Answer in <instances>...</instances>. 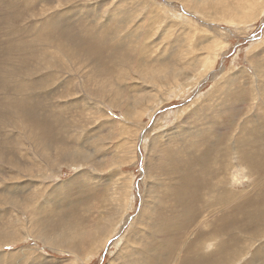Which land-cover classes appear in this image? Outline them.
<instances>
[{
  "label": "rangeland",
  "instance_id": "1",
  "mask_svg": "<svg viewBox=\"0 0 264 264\" xmlns=\"http://www.w3.org/2000/svg\"><path fill=\"white\" fill-rule=\"evenodd\" d=\"M226 1L0 0V264H264V0Z\"/></svg>",
  "mask_w": 264,
  "mask_h": 264
},
{
  "label": "bare ground",
  "instance_id": "2",
  "mask_svg": "<svg viewBox=\"0 0 264 264\" xmlns=\"http://www.w3.org/2000/svg\"><path fill=\"white\" fill-rule=\"evenodd\" d=\"M200 1V0H199ZM206 1V0H205ZM224 1H226V0H222V3H223V5H225L224 3ZM230 1V0H229ZM227 2V1H226ZM219 3H221L220 1H219ZM228 4V3H227ZM230 5V10H231V7L233 6L232 4H231V2L228 4V6ZM246 4H243V6H245ZM227 6V5H226ZM228 8V9H229ZM224 9V8H223ZM232 9H234L233 7H232ZM71 10V9H70ZM253 10H255V9H253ZM69 11V10H68ZM62 12V11H61ZM116 12V11H115ZM64 13V12H63ZM69 13V12H68ZM254 13H252V15H253ZM10 15H11V13H10ZM58 15V14H57ZM68 15V14H67ZM244 15V14H243ZM62 16V15H61ZM70 16V15H69ZM116 16H118V15H116ZM66 17H68V16H66ZM65 17V18H66ZM120 17V16H119ZM238 17H242V16H238ZM238 17H236V18H238ZM253 17V16H252ZM57 18H58V16H57ZM65 18L64 19H59V22L57 21V23H59L58 25H59V27L61 26V28L63 27V25L64 24H67V23H65ZM234 18V16L233 15H231V20ZM247 18H249V17H247ZM246 17H245V19H247ZM119 19V18H118ZM60 20L62 21V20H65V21H62V23L64 22V24H61L60 25ZM112 20H113V18H112ZM69 23H70V21H69ZM71 24V23H70ZM119 24V23H118ZM66 26V25H65ZM71 26V25H70ZM30 27V26H29ZM68 27V26H67ZM111 27H113V26H111ZM116 27V26H115ZM114 27V28H115ZM119 27V26H118ZM120 29V28H119ZM140 33V32H139ZM32 40V39H31ZM94 41L96 42V43H91V39H88V40H86V42L88 43V44H92L93 46H92V48H91V50L90 51H86L85 53L86 54H91V53H93L94 51H96L97 49H100V48H102V46L100 45V40L99 39H97V38H95L94 39ZM25 44V43H24ZM76 45V44H75ZM85 47V46H84ZM77 48V47H76ZM75 48V49H76ZM80 49H81V47H79ZM103 48H104V46H103ZM78 49V48H77ZM79 50V49H78ZM142 53V52H141ZM90 56H92V55H90ZM96 59L98 60V61H102V60H104L103 58H101L98 54L96 55ZM104 66V65H103ZM103 66H101V67H103ZM106 66V65H105ZM100 70H101V68H100ZM102 70H105V69H103L102 68ZM103 89V88H102ZM104 91V90H103ZM116 92V91H115ZM103 93V92H102ZM264 115V114H263ZM243 145V144H242ZM244 145H248V143H246V144H244ZM250 145V144H249ZM247 147V146H246ZM252 147V146H251ZM246 149V148H245ZM251 149V148H250ZM249 151V150H248ZM251 152H256V150H254V151H251ZM79 157V156H78ZM76 158L75 156L74 157H71L72 159H75V161H77V159H78V161H80V160H86V158L85 157H82V156H80L79 158ZM70 161H71V159H69ZM68 160V161H69ZM88 161H89V159H87ZM74 161V162H75ZM77 161V162H78ZM81 162V161H80ZM202 164H205V162H201ZM264 166L263 165H261L260 166V169H262ZM183 188V187H182ZM197 188V187H196ZM183 193V192H182ZM233 193H235V192H233ZM228 194V193H227ZM235 194H237V193H235ZM110 195H111V192H110ZM228 195H230V194H228ZM109 197V196H108ZM238 197V196H237ZM215 199H216V197H215ZM217 201V199L215 200V202ZM261 201H263L264 202V190H263V192H262V196H261ZM260 201V202H261ZM230 203H232V202H228L227 204H230ZM254 205H257L256 204V202H252ZM258 209L260 210L261 208L260 207H258ZM237 210H243V208L242 207H239ZM254 213V212H253ZM252 213V214H253ZM249 215H247L245 218H247ZM66 220V219H65ZM74 223H69V222H64V221H61V223L58 225V224H56V226H55V229H60V227L62 228V229H65L66 228V230L67 231H65L66 233H64V236H63V234H60L57 238H58V240L60 241V242H62V243H64V242H66L67 243V246L66 247H69V248H73L74 247V245H75V242H74V240H78V241H80L81 243H85V245L86 244H88V245H86L85 247H90V246H92V245H94L96 242H98V240L100 239L99 237H101L103 234H102V232L103 231H106V230H109L108 228L112 225V221H109V220H107V221H105V223L103 222V226H100L99 228L100 229H98V230H96V231H84L83 232V234H81V235H83V237L80 239V237H81V235H80V233H78L77 234V232H80L81 231V229H82V227H79L78 226V222L77 221H73ZM241 223V221H239V224ZM243 226H245V224H242ZM251 225V224H250ZM231 226H233V227H235L236 226V224L233 222L232 224H231ZM85 229V228H84ZM83 229V230H84ZM82 230V231H83ZM101 232V233H100ZM61 233V232H60ZM104 233V232H103ZM68 234L70 235V234H73L74 236L73 237H71V236H68ZM101 235V236H100ZM4 238V237H3ZM8 238V237H7ZM99 238V239H98ZM56 241H57V239H56ZM2 242V241H1ZM97 244V243H96ZM66 245V244H65ZM96 246V245H95ZM78 251L80 250V249H77ZM228 258H230V257H228ZM219 258H209V259H207V258H204V259H201L200 261L201 262H203V263H207V264H209V262H213V261H217ZM227 258H222V260H226ZM131 264H136L135 262H132ZM189 264V263H188Z\"/></svg>",
  "mask_w": 264,
  "mask_h": 264
}]
</instances>
